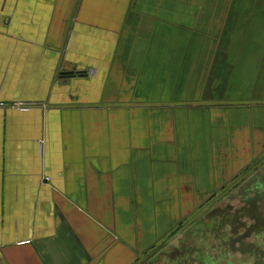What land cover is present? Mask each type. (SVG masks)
Segmentation results:
<instances>
[{
  "label": "crops",
  "instance_id": "crops-1",
  "mask_svg": "<svg viewBox=\"0 0 264 264\" xmlns=\"http://www.w3.org/2000/svg\"><path fill=\"white\" fill-rule=\"evenodd\" d=\"M190 15L264 24V0H0V264H126L132 223L168 233L188 199L249 163L264 28L248 45L253 88L227 74L222 93L214 41L190 70L186 40L173 66L172 17Z\"/></svg>",
  "mask_w": 264,
  "mask_h": 264
},
{
  "label": "rangeland",
  "instance_id": "rangeland-1",
  "mask_svg": "<svg viewBox=\"0 0 264 264\" xmlns=\"http://www.w3.org/2000/svg\"><path fill=\"white\" fill-rule=\"evenodd\" d=\"M190 16L192 17H172L173 29L179 31L174 32L175 34L173 33L174 35L170 36L171 38H168L166 43L171 41L169 47H172V54L178 56L173 66L177 60H181V47L186 45V40L189 49L191 48L187 53L190 70L195 69L202 62V57L209 54L205 52V48H202V44L212 46L214 41L215 55H220L221 61L222 93L223 88L228 87L227 74H231L230 85H238L240 83L238 80H242L241 84H245L247 92L250 91L253 87H251L252 81L248 79L252 78L253 70L256 68L253 63L258 64L261 55H258V52L251 53L252 50L248 49V45L257 40L255 35L258 28H264L260 17ZM229 60L234 66L226 64ZM224 76L226 78L223 87ZM246 84L249 85L246 86ZM245 100L248 101V98ZM232 119L234 120L235 117ZM180 121V117L176 119L177 123ZM261 144L259 149L252 147L251 151H248L246 160L251 158L249 163L238 165L232 171L222 170L220 186L213 191H206V197L188 199V205L184 204L183 209L186 210V206H190V212L180 217L177 214V218L170 223H173L176 229L168 237H174L181 231L180 229L191 226L194 229L191 234L195 238L197 236L204 239L216 237L232 239L236 243L237 250L228 251L227 247H220V251L213 254L220 255L221 253L222 258H225V254L229 253L228 258L232 263L235 262L236 254H245L247 257L242 260L251 259L252 264H264V137ZM242 152L243 150L238 148L233 152L232 157L239 158ZM145 201L147 205H151L150 209L147 208L145 211L152 212L153 198H147ZM144 226L142 221L139 234L133 223L128 227L130 234L126 233L124 243L125 255L129 259L126 264H132L137 256L144 257L153 254L155 247L167 238L164 235L167 233L163 232L164 229L149 231ZM151 264H158V262L153 261Z\"/></svg>",
  "mask_w": 264,
  "mask_h": 264
},
{
  "label": "flooded vegetation",
  "instance_id": "flooded-vegetation-1",
  "mask_svg": "<svg viewBox=\"0 0 264 264\" xmlns=\"http://www.w3.org/2000/svg\"><path fill=\"white\" fill-rule=\"evenodd\" d=\"M174 229L167 234H173ZM180 230L174 237H167L159 243L153 254L136 257L134 264H151L153 261L158 264H252L251 259L249 261L242 260L247 257L245 254H236L234 263L229 260V253L225 254V258H222L221 253L220 255L213 254L220 251V247H227L228 251L237 250L236 243L232 239L216 237L204 239L198 236L195 238L192 236L194 229L191 226ZM159 257L163 260H159Z\"/></svg>",
  "mask_w": 264,
  "mask_h": 264
},
{
  "label": "built area",
  "instance_id": "built-area-1",
  "mask_svg": "<svg viewBox=\"0 0 264 264\" xmlns=\"http://www.w3.org/2000/svg\"><path fill=\"white\" fill-rule=\"evenodd\" d=\"M17 106H18V108L21 109V110H25V109H27V107H28L27 105H23V104H22V105H21V104H18Z\"/></svg>",
  "mask_w": 264,
  "mask_h": 264
}]
</instances>
